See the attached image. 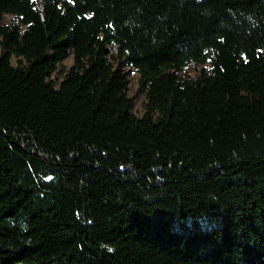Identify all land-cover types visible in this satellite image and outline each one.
I'll use <instances>...</instances> for the list:
<instances>
[{
  "label": "trees",
  "instance_id": "obj_1",
  "mask_svg": "<svg viewBox=\"0 0 264 264\" xmlns=\"http://www.w3.org/2000/svg\"><path fill=\"white\" fill-rule=\"evenodd\" d=\"M0 264H264V0H0Z\"/></svg>",
  "mask_w": 264,
  "mask_h": 264
},
{
  "label": "rangeland",
  "instance_id": "obj_2",
  "mask_svg": "<svg viewBox=\"0 0 264 264\" xmlns=\"http://www.w3.org/2000/svg\"><path fill=\"white\" fill-rule=\"evenodd\" d=\"M6 20H9V16H5ZM110 54L115 52L113 45L109 46ZM11 63L13 65L17 64V59L12 56ZM73 63L72 56L64 59L57 67V69L52 73L51 78L60 79L63 72H65ZM125 72V77L127 80V94L132 99V111L137 115L141 116L145 110L146 97L144 92L139 87V73L131 66L121 64ZM208 69V64H187L181 71L175 72L176 75L182 78H196L203 71ZM201 226H207V223L201 224Z\"/></svg>",
  "mask_w": 264,
  "mask_h": 264
}]
</instances>
